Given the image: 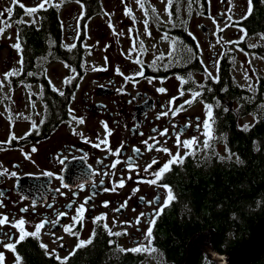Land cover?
Segmentation results:
<instances>
[{
  "label": "flooded vegetation",
  "instance_id": "1",
  "mask_svg": "<svg viewBox=\"0 0 264 264\" xmlns=\"http://www.w3.org/2000/svg\"><path fill=\"white\" fill-rule=\"evenodd\" d=\"M176 8L175 4H170L168 11L164 12L174 14ZM173 21L177 23L176 18ZM158 23L162 30L164 25ZM237 23L236 26L242 29ZM168 34L171 37L166 40L175 43L174 55L169 51L162 60L161 56L147 60L137 53H118L114 58L106 59L107 68L101 73L100 80L85 89H80L76 83L81 73L78 64L81 56H72L68 51L55 54L49 48L39 58L52 59L69 68L70 78L58 87L53 88L45 76L37 77V73L42 72L37 63L35 70L30 72L32 75L21 77L20 68L19 76L27 82L22 84V92L28 105L22 108L23 115L15 121L12 118L4 120L5 133H0V214L8 218L7 222L0 224V254L3 256L0 264H15L16 255L21 257L20 264H27L28 250L32 248L47 259L62 262L56 257L73 255L77 249L89 244L75 248L78 242L72 234L75 232L79 233V239H88L98 231L109 234L110 230V236L122 249H133L138 245L146 248L148 237L145 232L154 211L164 204L166 196L161 185H169L171 169L179 163L171 164L170 170L155 184L148 181L155 179L153 173L177 153L182 160L188 156L210 154L199 153L197 143L195 149H191L193 153L186 154L185 148L182 149L183 140L187 136L195 137L203 130L205 105H211V133L217 137L214 129L219 104L216 85L221 83L223 90L230 85L237 86L231 78V61L225 54H219L218 50L212 54V74L200 64L196 53L180 52L182 47L197 50V41L191 32L172 25ZM241 49H246L243 44ZM224 69L228 80L225 77L221 81ZM198 74L204 79L201 83L195 78ZM169 77L178 82V85L172 84L179 93L175 99L171 95H155L148 87L151 80ZM193 92L198 95L193 97ZM188 100L191 103H185ZM198 106L204 116L188 113ZM162 112L167 115H160ZM74 117H82L83 123H77ZM102 121L110 129L107 147L103 144L105 129ZM164 129L167 132L160 135ZM144 141L153 146L148 148ZM134 147L139 152H134ZM165 147L169 152L162 151ZM117 148H121L119 153L115 151ZM113 161H116L115 166ZM129 163L132 168L128 167ZM13 172L15 176L11 175ZM121 179L123 186L119 184ZM104 201L109 203L105 205ZM81 204L85 206L83 220L73 224L72 216L76 215V208ZM60 212L66 214L59 216ZM101 213L105 214L103 219L93 222V218ZM138 216L139 223L136 221ZM21 217L29 232L34 231L36 223L45 220L39 239L26 236L15 243L20 233L12 222ZM156 220L157 217L152 225V236ZM65 224H73L70 232L64 231ZM104 224L109 230H105ZM116 232L121 235H115ZM9 242L15 243L14 251L3 247ZM41 244L47 247L42 248ZM46 252L53 254L46 255ZM132 252L143 255L144 250Z\"/></svg>",
  "mask_w": 264,
  "mask_h": 264
},
{
  "label": "trees",
  "instance_id": "2",
  "mask_svg": "<svg viewBox=\"0 0 264 264\" xmlns=\"http://www.w3.org/2000/svg\"><path fill=\"white\" fill-rule=\"evenodd\" d=\"M98 1L83 0L86 17L99 12ZM174 1L197 2L202 9L208 5L207 0ZM251 4V11L237 25L249 36H264V0H251ZM12 15L16 18L21 14L17 9ZM16 30L21 77L35 70V63L49 48L55 54L68 51L75 57L83 51L80 42L71 48L64 46L61 21L54 8L38 11L36 22L17 23ZM253 52L264 58V49ZM225 77L228 80L226 69L221 72V81ZM216 86L219 104L214 129L223 137L229 157L222 159L212 152L204 157L188 156L171 169L169 186L175 198L157 217L151 243L163 264H179L190 239L207 230L213 231V249L227 254L239 248L264 218V78L258 80L254 92H244L235 85L227 90L221 83ZM246 115H252L254 122L245 129L238 125V119ZM120 249L110 234L98 231L63 264H141V253ZM28 251L27 264H62L34 248ZM197 264L215 263L200 257ZM253 264H264V250Z\"/></svg>",
  "mask_w": 264,
  "mask_h": 264
},
{
  "label": "rangeland",
  "instance_id": "3",
  "mask_svg": "<svg viewBox=\"0 0 264 264\" xmlns=\"http://www.w3.org/2000/svg\"><path fill=\"white\" fill-rule=\"evenodd\" d=\"M41 2L42 0H16V3H13L12 0H0V28L4 29L0 32V133H5L4 120L12 118L15 121L23 115L22 108L28 105V100L22 92V84L27 82L19 76L20 53L12 47L18 40L16 24L36 22L38 11L49 9V7L58 12L64 46L71 45L72 42L74 44L71 46H74L80 42L83 48L78 63L81 73L76 82L80 89L95 85V80H100L101 73L107 68L106 59L114 58V55L118 53H137L140 57H146L147 60H153L159 56L162 60L169 51L174 55L176 50L174 41L166 40L171 37L168 32L172 25L182 26L187 32H191L197 41L196 51H189V47L184 50L185 47H182L180 52L196 53L200 64L212 74L214 71L210 68V62L213 61L212 54L218 50L219 54H225L231 61V78L239 88L254 92L258 80L264 78V59L253 52L256 48L264 49V36L257 34L247 37L244 31L242 32L236 26V22L249 14L248 0H231V3L229 0H207L206 9H202L197 2L178 3L172 0L171 4L177 6L174 14L164 12L168 0H141L144 4L143 8L137 4V0H99V12L90 17L85 16L83 0L79 3L77 0H63L62 3L61 0H51L50 3L45 2L44 7L38 8L35 13L29 14L25 11V8L34 7ZM21 4L25 7H21ZM125 7L130 9L131 16L125 14ZM8 8H12V13L18 9L21 15L16 18H13V15L9 16L6 11ZM245 13L248 14L245 15ZM173 18L177 19V23H174ZM158 21L164 25L162 30L158 28L160 25ZM146 28L147 31H145ZM241 36H244V39L241 40ZM141 42H143V50L139 47ZM242 44L245 50L241 49ZM36 63L37 68L42 70L37 73V77L45 76L53 88L70 78L69 68L55 60L39 59ZM11 69H16L18 75L5 79L3 74ZM195 78L198 83L204 81L201 74L195 75ZM173 83L178 85L177 79L169 77L164 80H151L148 82V87L155 95H171L173 98L179 95L174 90ZM160 87L165 88L169 94L157 91ZM191 112L204 116L200 106L188 113ZM253 122L252 115L238 119V125L245 129ZM203 132L204 129H201L195 136L199 153L205 155L212 152L222 159L229 157L223 137L211 134L209 146L206 148ZM185 139L190 137L187 136ZM195 145L192 149H195ZM182 149L184 150V147ZM189 151L193 153V150ZM149 247L151 246L148 244L145 249ZM143 255L141 264H160L161 262L160 254L154 249L153 251L144 250Z\"/></svg>",
  "mask_w": 264,
  "mask_h": 264
},
{
  "label": "snow or ice",
  "instance_id": "4",
  "mask_svg": "<svg viewBox=\"0 0 264 264\" xmlns=\"http://www.w3.org/2000/svg\"><path fill=\"white\" fill-rule=\"evenodd\" d=\"M12 2L16 3V0H12ZM45 2L50 3L51 0H42V2L40 4H37L34 7L25 8V11L27 13H29V14L35 13L38 8H43L44 7ZM62 2H63V0H61V3ZM77 2L79 3L80 0H77ZM229 2L231 3V0H229ZM171 3H172V0H168V4L165 5V9H164L165 12L168 11V5L171 4ZM137 4L141 8L144 7V4L141 2V0H137ZM21 7H25V6L23 4H21ZM251 7H252L251 0H248L249 12L251 11ZM6 11H7L9 16L12 15V8H8ZM124 11H125L126 15L131 16V11H130L129 8L125 7ZM155 11H156L155 8H153V12H155ZM247 14L248 13H245V15H247ZM81 15H83V11H81ZM109 26L111 27V24ZM3 30H4L3 28H0V32H2ZM145 31H147V28L145 29ZM241 31H243V29H241ZM240 39L241 40L244 39V36H241ZM12 47H14L19 52L20 48H21L19 40H17V42L15 44H13ZM66 47L71 48L72 46L71 45H66ZM139 47L141 48V50H143V42L140 43ZM189 51H191V50L189 49ZM136 62L139 63V60H137ZM116 71L119 73L120 69L117 68ZM205 71H207V70H205ZM137 74H139V73H137ZM3 75H4L5 79H7L9 76L18 75V72H17L16 69H11L8 72H5ZM29 75H32V73H29ZM188 78L191 79V74H189ZM125 79H128V77H125ZM178 79H181V82L183 83V79L182 78L178 77ZM157 91L163 93V92H166V89L163 88V87H160V88L157 89ZM182 94L183 93H181V95ZM197 95H198V93H196V92L192 93L193 97H195ZM173 99H175V97H173ZM185 103H191V100L185 101ZM205 108H206V115H205V119L203 121V129H204L203 135L205 137V147L207 148L209 146V139L211 138V134H212L211 133L210 120H209V118L212 116V111H211V105H205ZM160 115H162V116L163 115H167V113L162 112ZM172 115L175 116L176 112L173 111ZM74 119L77 121V123H83V118L82 117H74ZM101 124L104 126V129H105V139L103 140V144L107 147V145H108L107 136L110 133V129H108L107 124L105 122L102 121ZM165 132H167V129H164L163 132L160 133V135H163ZM143 143H145L148 148H151L153 146L152 144L148 143L147 141H144ZM177 143L178 144L180 143L179 134L178 133H177ZM195 143H196V137H194V136L191 137L190 139L183 140V146H184V148L186 150V154H191V152L189 150H191L193 148ZM96 146L99 147L100 145H96ZM33 151H35V149H33ZM115 151H116V153H119L121 151V148H117ZM133 151L134 152H139V149L134 147ZM162 151L169 152V149L165 147V148L162 149ZM129 159H131V158H129ZM180 162H182V157L179 155V153H177L176 155L172 156L170 159L166 160L163 163V165L160 166L159 169L153 173L155 179L149 180L148 183L155 184L157 180L161 179L162 175L165 172L170 170V165L171 164L180 163ZM237 162H239V157H237ZM115 163H116V161H113V166H115ZM153 163H155V160H153ZM128 167L132 168L133 165L131 163H129ZM149 167H150V165H149ZM48 174L51 175V173H48ZM11 175L15 176V173L13 172V173H11ZM119 184L121 186H123V184H124L123 179L119 180ZM81 187H83V186L81 185ZM161 187H163L166 190V196H165V199H164V204L160 205L159 208L154 211V216H153V218L151 219V221L149 223L147 231L145 232V235L148 237V244L149 245H151V243H152V225L155 223V217H158L161 214V212L163 211V208L166 207L169 204V202L175 198L174 195H173V191H172L171 187L168 184L164 183V184L161 185ZM141 199H143V198H141ZM103 203L105 205H107L109 202L108 201H104ZM149 203L151 204V203H153V201H149ZM0 206H2V205H0ZM122 207H123V205H122ZM21 211H24V209H21ZM84 212H85L84 204L79 205L76 208V215L72 216L73 224L75 222H77L78 220L82 222L83 213ZM65 214L66 213H64V212H60L59 216H63ZM104 215L105 214L101 213L99 216L94 217L93 218V222L102 220ZM140 215L142 216L143 213H141ZM7 219L8 218L6 216H3L2 214H0V224H3L5 222H7ZM139 220H140V217L138 216L136 218L137 223H139ZM12 223H13V226L20 233L19 238L17 240H15V243H19V241L23 240L26 236H33V237H36L37 239H39V233L41 231L42 226L45 224V220H40L39 223H36L34 231H31V232L26 231V229L24 227L26 221L24 220L23 217H21L18 220L13 221ZM52 223H55V221H53ZM73 224H65L63 226L64 227V231L65 232H70ZM103 227L105 228V230H109L107 224H104ZM72 234L75 235L78 238V242L75 245V248H79V247H81L83 245H86V244L90 243L91 240H92V235H90L88 237V239H79V233L78 232H75V233H72ZM109 234L112 235L110 230H109ZM93 235H94V233H93ZM115 235H117V236L121 235V232H116ZM109 242L111 243V241H109ZM15 243H12V242L4 243L3 247L6 248V249H10V250L14 251L15 250ZM41 247L42 248H46L47 246L44 245V244H41ZM117 247L119 248V245H117ZM120 250L121 251H142V250L153 251V249L151 247H149L147 249H144V247L142 245H138L136 248H133V249H120ZM54 252H55V250H53V253ZM53 253L46 252V255H52ZM71 255H72V253H69L68 256H64L63 258H61L59 256H57L56 258L58 260H61L62 264H63V261H67L69 259V256H71ZM2 259H3V256H2V254H0V260H2ZM20 260H21V257L19 255H16L15 264H20Z\"/></svg>",
  "mask_w": 264,
  "mask_h": 264
},
{
  "label": "water",
  "instance_id": "5",
  "mask_svg": "<svg viewBox=\"0 0 264 264\" xmlns=\"http://www.w3.org/2000/svg\"><path fill=\"white\" fill-rule=\"evenodd\" d=\"M212 237V230L194 235L179 264H197L201 256L216 264H253L264 250V218L254 226L251 236L239 248L227 254H220L213 249Z\"/></svg>",
  "mask_w": 264,
  "mask_h": 264
}]
</instances>
